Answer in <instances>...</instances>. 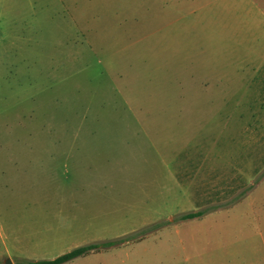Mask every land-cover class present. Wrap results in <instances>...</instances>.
Listing matches in <instances>:
<instances>
[{
  "label": "rangeland",
  "instance_id": "rangeland-1",
  "mask_svg": "<svg viewBox=\"0 0 264 264\" xmlns=\"http://www.w3.org/2000/svg\"><path fill=\"white\" fill-rule=\"evenodd\" d=\"M263 172L264 0H0V264H264Z\"/></svg>",
  "mask_w": 264,
  "mask_h": 264
},
{
  "label": "trees",
  "instance_id": "trees-1",
  "mask_svg": "<svg viewBox=\"0 0 264 264\" xmlns=\"http://www.w3.org/2000/svg\"><path fill=\"white\" fill-rule=\"evenodd\" d=\"M264 177V172L261 174V176L257 179V182H259L260 179ZM208 210L205 209H199L196 211H189L181 214L179 216L180 220H186V219H192L201 217L204 215ZM163 223H157L155 225H151L147 228L142 229L140 232H138L136 235H133V239H139L143 237L146 233H148L150 230H152L155 227L162 226ZM124 239H115V240H106L102 242H92L84 245H80L78 247L72 248L69 251H66L54 258L50 259H28L24 260L23 262L19 264H63L69 260H72L78 256L85 255L91 251H97L102 249H107L115 244L123 242ZM18 264V263H16Z\"/></svg>",
  "mask_w": 264,
  "mask_h": 264
},
{
  "label": "crops",
  "instance_id": "crops-1",
  "mask_svg": "<svg viewBox=\"0 0 264 264\" xmlns=\"http://www.w3.org/2000/svg\"><path fill=\"white\" fill-rule=\"evenodd\" d=\"M219 210H225V208H223V209L210 210L209 212H215V211H219ZM203 216L204 215H202L201 217H197V218H203ZM76 247H78V246H76ZM260 263H261V260L260 259H253V260H250V262L248 264H260Z\"/></svg>",
  "mask_w": 264,
  "mask_h": 264
},
{
  "label": "water",
  "instance_id": "water-1",
  "mask_svg": "<svg viewBox=\"0 0 264 264\" xmlns=\"http://www.w3.org/2000/svg\"><path fill=\"white\" fill-rule=\"evenodd\" d=\"M6 264H14L10 258L6 259Z\"/></svg>",
  "mask_w": 264,
  "mask_h": 264
}]
</instances>
